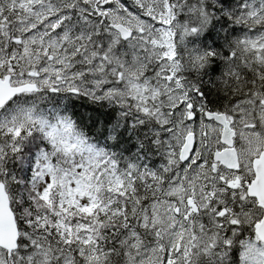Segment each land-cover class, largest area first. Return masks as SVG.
<instances>
[{"label":"snow or ice","instance_id":"obj_1","mask_svg":"<svg viewBox=\"0 0 264 264\" xmlns=\"http://www.w3.org/2000/svg\"><path fill=\"white\" fill-rule=\"evenodd\" d=\"M0 264H264V0H0Z\"/></svg>","mask_w":264,"mask_h":264}]
</instances>
